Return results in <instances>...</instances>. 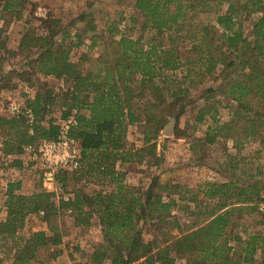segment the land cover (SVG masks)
Masks as SVG:
<instances>
[{
  "label": "trees",
  "instance_id": "trees-1",
  "mask_svg": "<svg viewBox=\"0 0 264 264\" xmlns=\"http://www.w3.org/2000/svg\"><path fill=\"white\" fill-rule=\"evenodd\" d=\"M24 6L25 0H0V21L18 18ZM132 7L141 19L139 31L151 35L145 45L142 34L132 39L116 25L104 39L92 34L85 43L82 36L93 26L71 34L48 14L24 30L16 50H8L0 27V95L19 85L33 91L31 97L22 94L32 124L24 115L0 116V153L17 157L25 147L54 140L58 127L50 116L58 111L61 119H75L69 135L81 157L76 171L56 175L72 196L68 201L43 190L16 194L19 185H7L0 264L54 261L61 254L60 216L66 211L74 227L95 225L101 234L89 264H264V212L257 209L264 197V0H134ZM81 46L87 53L73 59ZM12 58L20 67L5 70ZM217 95L231 112L223 123L214 119L221 105ZM198 102L195 124L207 115L212 123L202 138L191 140L190 151L230 142L234 153L225 152L220 164L227 179L193 188L158 177L143 187L125 185L126 168L150 158L157 163L163 130ZM175 125L173 135L181 138ZM130 127L139 128L140 148L127 145ZM248 142L258 145L251 159L240 154ZM20 163L13 160L12 166ZM105 182L114 189L86 192L90 183ZM174 213L192 222L183 227ZM31 216L46 230L19 235Z\"/></svg>",
  "mask_w": 264,
  "mask_h": 264
},
{
  "label": "rangeland",
  "instance_id": "rangeland-1",
  "mask_svg": "<svg viewBox=\"0 0 264 264\" xmlns=\"http://www.w3.org/2000/svg\"><path fill=\"white\" fill-rule=\"evenodd\" d=\"M134 0H25L24 9L20 12V16L16 19H12L8 23L0 21V27H4L6 30V47L8 50H16L17 42L28 26L36 27L39 25L41 19L35 16L37 9L41 8L46 10L47 15L60 20L61 24L69 30L71 34H74L78 29H84L89 23L94 27V31H88L82 39L85 43H88V37L92 34L104 37L107 34V30L111 27H117L120 32L132 39L138 38L142 33L139 31L141 19L138 13L132 7ZM89 15L84 18L83 21L77 20L80 15ZM211 16H209L210 19ZM137 18V23L130 22V19ZM202 18V16L200 17ZM142 44H146L150 40V33L144 32L142 34ZM87 53L86 47L73 51L74 58L77 59L80 54ZM19 59L12 58L5 64V70L11 68H19ZM177 76H182V71L176 73ZM43 80V79H42ZM208 81L204 83L207 86ZM196 88L192 94L196 96L198 90ZM22 94L27 96L33 95L31 89H27L23 85H19L17 89L2 92L0 95V116H4L6 108L11 101H19L23 103ZM217 100L220 102L217 115L214 119L219 123L226 122L230 119L231 112L226 107L228 105L227 100L217 95ZM201 102L193 103L188 106L185 112L177 120L175 129L184 136L181 138H175L173 130L168 136L162 134L156 141V160L145 159L139 165H133L127 171L123 179V183L130 187H143L148 184L154 177H158L159 180L164 182H173L186 185L190 188L195 187L200 182H223L227 179V174L224 173L221 163L224 160V153L233 154L230 142L218 141L215 145L204 147L203 149H197L195 152L190 151V142L193 138H202L208 126L211 125L212 119L208 115L205 116L202 123L195 124L194 118L197 110L201 105ZM0 138L1 135H0ZM127 145L131 148H140L142 146V139L139 134L138 127H130L127 132ZM258 145L254 142H248L241 150L240 154L249 159L253 158L254 152L257 150ZM249 164H253V161H249ZM15 171V168L13 166ZM38 172V171H37ZM237 174V173H236ZM34 180H39L40 176ZM20 181L19 176H17ZM9 173L6 171L0 172V206L3 203L2 188L5 183L17 184L19 182L12 181ZM41 185V182L39 183ZM95 186H99V190L104 192H110L114 189V185L108 182L102 185L90 183L86 188V192L93 191ZM41 188V187H40ZM37 190V185L31 192ZM42 190V189H41ZM38 191V190H37ZM35 193V192H34ZM2 208H0L1 210ZM2 214V212H1ZM180 221V225L185 227L190 224L191 219L180 214L174 213ZM3 215H0L2 218ZM243 221L250 223V219L242 217ZM62 224L65 226V233L63 236V242L59 247L61 254L67 256H58L54 261L49 264H88V256L94 250L97 244L101 242V234L97 226L77 229L73 227L71 218L66 215L60 216ZM46 228L45 224L41 222L39 217L31 216L26 222L24 228L19 234H27L42 230ZM173 235H177L176 231L172 232ZM9 247V246H8ZM69 251V252H68ZM60 254V255H61Z\"/></svg>",
  "mask_w": 264,
  "mask_h": 264
},
{
  "label": "built area",
  "instance_id": "built-area-1",
  "mask_svg": "<svg viewBox=\"0 0 264 264\" xmlns=\"http://www.w3.org/2000/svg\"><path fill=\"white\" fill-rule=\"evenodd\" d=\"M35 16L39 19H45L47 12L44 9H37ZM58 88L65 90L66 86L63 82L58 83ZM24 115L28 124H32L33 116L29 110H25L22 102L11 101L4 116L18 117ZM54 120V124L58 127L56 138L51 141H40L35 146L25 147L22 154L17 157L2 155L0 153V172L6 171L10 177L19 182L17 174L12 167L13 160H19L26 166H32L38 171L40 176L41 188L47 193H53L56 199L68 201L71 199L70 193H65L61 186L57 183L56 175L60 171L74 172L80 165V147L76 140L70 137L69 132L76 125L73 116L61 119L54 113L50 116ZM103 193H105L103 191ZM262 202L257 204L259 212H264V197ZM42 215V213H39ZM66 216H71V211H66ZM89 264V263H88Z\"/></svg>",
  "mask_w": 264,
  "mask_h": 264
},
{
  "label": "crops",
  "instance_id": "crops-1",
  "mask_svg": "<svg viewBox=\"0 0 264 264\" xmlns=\"http://www.w3.org/2000/svg\"><path fill=\"white\" fill-rule=\"evenodd\" d=\"M32 95L30 94V97H31ZM54 114L56 115V116H58L59 114H58V111H56V112H54ZM1 138H0V148H1ZM21 162V161H20ZM12 165V164H11ZM14 166V165H13ZM12 166V167H13ZM14 168H15V174H17L18 176H19V178H20V181H19V183H17L18 185H19V189L17 190V191H15V193L17 194H20V195H24V196H26V195H31V194H34V192L36 193V192H38V191H40L42 188H40L41 187V185L39 184L40 182H39V180H34V178H38L39 179V177H38V172H37V170L32 166V164H28L27 166L25 165V164H23L22 162L20 163V167H15L14 166ZM124 167H119V166H117V170H122ZM35 183H36V185H37V190L36 191H34L33 193L31 192V190H33V188H34V186H35ZM9 183H5L4 185H3V187H4V189L2 188V195H3V203H2V205L0 206V208H2L3 206H4V203H5V201H6V189H7V185H8ZM89 186V185H88ZM91 193V192H90ZM74 227V226H73ZM74 228H76L77 230L76 231H80L81 232V230L78 228V227H74ZM42 230H46V228H44V229H42ZM19 234V233H18ZM19 235H22V234H19ZM22 236H27V234H23ZM63 240V239H62ZM69 252V251H68ZM60 256H64V257H62V258H64L65 259V257L67 256L66 254H61Z\"/></svg>",
  "mask_w": 264,
  "mask_h": 264
},
{
  "label": "water",
  "instance_id": "water-1",
  "mask_svg": "<svg viewBox=\"0 0 264 264\" xmlns=\"http://www.w3.org/2000/svg\"><path fill=\"white\" fill-rule=\"evenodd\" d=\"M174 125H175L174 119L170 120V122L168 123L166 128L163 130L162 135L168 136L171 133V131L173 130Z\"/></svg>",
  "mask_w": 264,
  "mask_h": 264
}]
</instances>
